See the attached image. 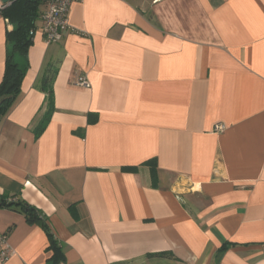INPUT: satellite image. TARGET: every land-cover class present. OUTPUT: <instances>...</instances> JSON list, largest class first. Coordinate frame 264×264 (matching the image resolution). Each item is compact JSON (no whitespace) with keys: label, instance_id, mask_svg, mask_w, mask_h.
<instances>
[{"label":"crops","instance_id":"crops-1","mask_svg":"<svg viewBox=\"0 0 264 264\" xmlns=\"http://www.w3.org/2000/svg\"><path fill=\"white\" fill-rule=\"evenodd\" d=\"M68 22L47 46L38 20L15 57L0 197L47 228L0 209V264H50L48 232L64 264H264V0H82ZM11 30L0 19V82ZM49 65L54 112L35 139Z\"/></svg>","mask_w":264,"mask_h":264},{"label":"trees","instance_id":"trees-1","mask_svg":"<svg viewBox=\"0 0 264 264\" xmlns=\"http://www.w3.org/2000/svg\"><path fill=\"white\" fill-rule=\"evenodd\" d=\"M42 8V0H14L2 11V18L12 26L11 31H6V57L5 67L2 80L0 82V119L8 112L14 101L20 94V86L24 73L15 62L16 56L27 55V51L33 42V33L36 30V23L40 18ZM56 74L54 66H46L40 79L39 89L45 94L46 109L33 129L35 139H38L46 127L48 126L51 116L54 112V99L52 91V82ZM143 166L149 167L151 184L155 188L157 186V170L154 161L143 163ZM136 168L123 169L125 172H135ZM0 209H12L24 215L26 222H40L47 228L44 219L39 211L20 201L17 197H0ZM50 246L54 253L49 260L50 264H64L65 259L61 249L56 246V241L48 232ZM222 247L219 253L224 251Z\"/></svg>","mask_w":264,"mask_h":264},{"label":"built area","instance_id":"built-area-1","mask_svg":"<svg viewBox=\"0 0 264 264\" xmlns=\"http://www.w3.org/2000/svg\"><path fill=\"white\" fill-rule=\"evenodd\" d=\"M82 0H42L43 10L39 18V28L41 30L44 43L49 46L61 41L63 34L71 30L68 22L70 6ZM9 4H3L0 0V19L2 11ZM6 23L7 20L3 19ZM34 34V32H31ZM77 87L89 88L90 84L84 77H79L75 83ZM224 126L217 124L214 126V132L220 133ZM12 250L8 242V236L0 232V261L5 262L11 256Z\"/></svg>","mask_w":264,"mask_h":264},{"label":"water","instance_id":"water-1","mask_svg":"<svg viewBox=\"0 0 264 264\" xmlns=\"http://www.w3.org/2000/svg\"><path fill=\"white\" fill-rule=\"evenodd\" d=\"M3 4H11L14 0H1Z\"/></svg>","mask_w":264,"mask_h":264}]
</instances>
